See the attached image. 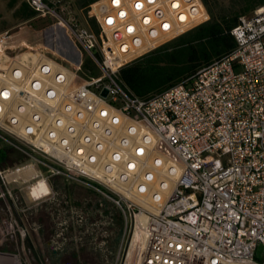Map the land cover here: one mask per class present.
Masks as SVG:
<instances>
[{"label": "built area", "instance_id": "built-area-1", "mask_svg": "<svg viewBox=\"0 0 264 264\" xmlns=\"http://www.w3.org/2000/svg\"><path fill=\"white\" fill-rule=\"evenodd\" d=\"M21 1L72 45L0 37V149L23 158L0 164V264H30L42 211L58 256L264 264V5L239 17L230 53L142 98L120 69L205 22L201 0H96L81 18ZM55 178L88 196L73 202Z\"/></svg>", "mask_w": 264, "mask_h": 264}, {"label": "trees", "instance_id": "trees-1", "mask_svg": "<svg viewBox=\"0 0 264 264\" xmlns=\"http://www.w3.org/2000/svg\"><path fill=\"white\" fill-rule=\"evenodd\" d=\"M94 1L81 0L80 4L86 8ZM232 1L231 4H221L217 0H201L208 19L122 67L120 79L123 84L134 95L146 98L179 83L201 67L230 53L236 47L231 30L237 25L239 17L249 16L255 8L264 5V0ZM22 3L14 16L33 18L34 11ZM10 4H13L12 1ZM90 25L97 30L93 21H90ZM85 66L90 67L88 60ZM22 159L12 149H0V164L3 166Z\"/></svg>", "mask_w": 264, "mask_h": 264}, {"label": "rangeland", "instance_id": "rangeland-1", "mask_svg": "<svg viewBox=\"0 0 264 264\" xmlns=\"http://www.w3.org/2000/svg\"><path fill=\"white\" fill-rule=\"evenodd\" d=\"M12 1L13 4H10ZM65 3L71 4L76 15L81 18L84 13L85 7H82L81 0H61ZM219 3L228 4L232 3V0H217ZM21 0H0V37L8 31L10 34L7 37L5 45L10 43H17L20 40H25L28 43H45V42H63L71 44L67 38L63 39L60 36L55 35L51 28H47L44 22L39 19H22L14 16L15 12L22 6ZM63 36V34H62ZM72 45V44H71ZM12 54V51H7ZM54 187L57 189L65 190L70 199L75 203H80L82 199L88 196V192L74 184L67 183L60 178H55ZM40 222L41 228L38 232H32L24 239L23 247L26 250L28 257L30 258V264H51L49 249V237L51 231V222L46 214L42 211L36 218ZM120 220V219H119ZM120 225V222H118ZM256 259H260L262 246L258 245ZM83 253L80 257L83 263L87 264H102L100 256L97 252L92 250H82ZM81 251V252H82ZM73 260L69 258L66 262L71 263Z\"/></svg>", "mask_w": 264, "mask_h": 264}, {"label": "crops", "instance_id": "crops-1", "mask_svg": "<svg viewBox=\"0 0 264 264\" xmlns=\"http://www.w3.org/2000/svg\"><path fill=\"white\" fill-rule=\"evenodd\" d=\"M82 252L79 253H75V252H69L66 253L62 256H58L55 253L51 252L50 253V258H51V264H87V263H83L82 260L80 259ZM72 258V262L68 263L66 262L67 259Z\"/></svg>", "mask_w": 264, "mask_h": 264}, {"label": "water", "instance_id": "water-1", "mask_svg": "<svg viewBox=\"0 0 264 264\" xmlns=\"http://www.w3.org/2000/svg\"><path fill=\"white\" fill-rule=\"evenodd\" d=\"M102 95H103V96H105V95H106V90H104V91L102 92Z\"/></svg>", "mask_w": 264, "mask_h": 264}]
</instances>
